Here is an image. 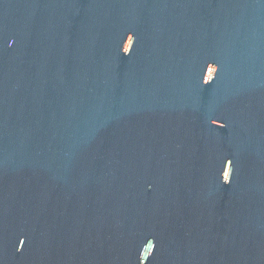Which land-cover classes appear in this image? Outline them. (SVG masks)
<instances>
[{
    "label": "water",
    "instance_id": "95a60500",
    "mask_svg": "<svg viewBox=\"0 0 264 264\" xmlns=\"http://www.w3.org/2000/svg\"><path fill=\"white\" fill-rule=\"evenodd\" d=\"M0 264H264V0H0Z\"/></svg>",
    "mask_w": 264,
    "mask_h": 264
}]
</instances>
